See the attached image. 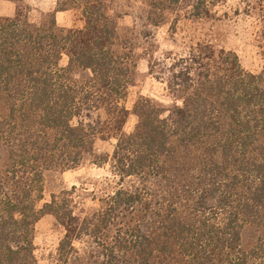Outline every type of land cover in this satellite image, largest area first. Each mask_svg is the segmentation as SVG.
<instances>
[{"label": "trees", "instance_id": "1", "mask_svg": "<svg viewBox=\"0 0 264 264\" xmlns=\"http://www.w3.org/2000/svg\"><path fill=\"white\" fill-rule=\"evenodd\" d=\"M193 1L194 17L209 11ZM65 11L68 29L56 21ZM118 20L113 0H57L43 23L0 19V264H38L47 215L64 228V258L88 238L97 264H264V68L247 72L232 54L177 62L172 107L141 98L126 134L137 58ZM88 162L109 168L102 211L78 216L74 189L41 205L47 173ZM247 227L258 238L244 250Z\"/></svg>", "mask_w": 264, "mask_h": 264}, {"label": "rangeland", "instance_id": "2", "mask_svg": "<svg viewBox=\"0 0 264 264\" xmlns=\"http://www.w3.org/2000/svg\"><path fill=\"white\" fill-rule=\"evenodd\" d=\"M177 1L113 0V9L119 16L121 46L130 49L137 58V77L125 103L130 112L124 127L126 134H130L137 123L133 111L141 98L166 109L172 107L168 81L177 62H188L192 57L207 61L211 56L216 59L232 54L238 57L247 72L258 74L264 68L261 0H206L205 9L209 11L200 18L194 17L195 1ZM56 2L21 0L16 10L18 14H27L34 23H43L54 13ZM73 20L71 11L63 12L58 19L56 16L58 26L65 29L72 27ZM66 63L65 59L63 65ZM75 77L82 81L88 79L90 73H77ZM114 143L99 142L97 147L112 152ZM109 176L108 167L99 168L90 162L74 171L49 172L41 205L49 203L53 195L61 196L74 189L67 197L75 213L82 218H91L103 209L100 199ZM64 233V228L52 215L43 217L37 224L35 254L38 264H97L98 251L88 238L84 245L75 243L76 251L72 255L61 257L58 248ZM257 238L255 229L247 227L242 234L243 249H251Z\"/></svg>", "mask_w": 264, "mask_h": 264}, {"label": "crops", "instance_id": "3", "mask_svg": "<svg viewBox=\"0 0 264 264\" xmlns=\"http://www.w3.org/2000/svg\"><path fill=\"white\" fill-rule=\"evenodd\" d=\"M56 6V3L54 4ZM16 4L8 0H0V18H14L16 16ZM63 12H57L56 16L62 14Z\"/></svg>", "mask_w": 264, "mask_h": 264}]
</instances>
